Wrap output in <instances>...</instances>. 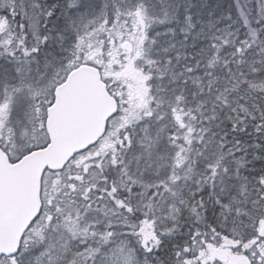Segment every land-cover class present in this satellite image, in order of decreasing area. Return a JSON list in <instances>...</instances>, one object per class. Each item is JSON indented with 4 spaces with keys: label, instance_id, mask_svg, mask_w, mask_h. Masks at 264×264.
<instances>
[{
    "label": "snow or ice",
    "instance_id": "obj_1",
    "mask_svg": "<svg viewBox=\"0 0 264 264\" xmlns=\"http://www.w3.org/2000/svg\"><path fill=\"white\" fill-rule=\"evenodd\" d=\"M0 264H264V0H0Z\"/></svg>",
    "mask_w": 264,
    "mask_h": 264
}]
</instances>
